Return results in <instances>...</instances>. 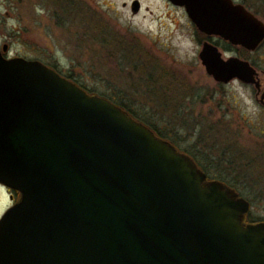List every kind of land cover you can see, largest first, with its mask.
<instances>
[{"label": "water", "instance_id": "1", "mask_svg": "<svg viewBox=\"0 0 264 264\" xmlns=\"http://www.w3.org/2000/svg\"><path fill=\"white\" fill-rule=\"evenodd\" d=\"M169 1L208 36L248 50L264 40V22L232 0ZM7 47L0 184L19 197L0 218V264H264V222L242 223L248 201L107 98ZM198 56L215 81L259 93L247 60L207 41Z\"/></svg>", "mask_w": 264, "mask_h": 264}, {"label": "rangeland", "instance_id": "2", "mask_svg": "<svg viewBox=\"0 0 264 264\" xmlns=\"http://www.w3.org/2000/svg\"><path fill=\"white\" fill-rule=\"evenodd\" d=\"M132 1L0 0V48L7 44L8 56L55 65L85 88L121 101L203 170L233 177L251 214L264 219V154L252 155L261 144L245 138L249 124L262 123L254 86L216 82L205 72L184 9L138 0L133 12ZM240 1L258 8V14L250 9L264 22V0ZM232 54L264 83V42L252 53L234 48ZM9 194L0 184V217L11 205Z\"/></svg>", "mask_w": 264, "mask_h": 264}, {"label": "flooded vegetation", "instance_id": "3", "mask_svg": "<svg viewBox=\"0 0 264 264\" xmlns=\"http://www.w3.org/2000/svg\"><path fill=\"white\" fill-rule=\"evenodd\" d=\"M233 2L234 3L242 4L247 10L251 11L254 14V12L250 9V7L247 6L244 2H242L240 0H233ZM179 7L182 8V9H184V7H181V6H179ZM184 11H185V9H184ZM190 22H191V24L193 26V29H194V32H195V36H196V40H197L198 44H200L201 46H202V44L205 41L211 42L215 46H217L218 50L221 51L222 55L223 54H226L227 52H230L232 54L234 48H238V50L239 49H243V51L246 52V53L247 52H251L252 53V52L256 51V50L249 51V50L244 49L241 46L232 45L229 41H226V40L222 39L221 37H219L217 35H209L208 36V35L200 32L198 30L197 26L195 25V23H193L191 20H190ZM238 55H240V54H238ZM232 56H235V55L232 54ZM236 57H238V56H236ZM257 77L259 78L260 83H261V86H262V89H263L264 88V83H262V80H261V78L259 76V73H258V76ZM251 86H253V85H251ZM253 97H254V100L257 101L258 104H259V106H260V114L262 116V120H261L262 123H261V125H250L249 124L247 126L248 127V130L246 131V136L247 137H245V138L248 139V140H253V141L256 140V143L261 144L260 147L252 146V149L256 148V151L252 155H260V154L263 155L264 154V104L260 102V100H259L260 95L257 93V90L256 89H255V93H254V96ZM194 161L196 162L197 166L206 174L207 181H212V180L219 181V182L223 183L229 189L235 191L238 194L239 197H242V198L246 199L249 202V204H250L249 210L244 214V217H243V224L244 225L254 224V223H259V222H264V219L255 218V216H253L251 214V202L249 201V199L245 195H243L237 189V187L235 186V183L234 184L232 183L233 177H230L229 174H228V177H229V180L230 181L229 180L221 179L220 177H218L216 175H212L209 172H207L206 170H203L200 167V165H198L199 163L197 162L196 159Z\"/></svg>", "mask_w": 264, "mask_h": 264}, {"label": "trees", "instance_id": "4", "mask_svg": "<svg viewBox=\"0 0 264 264\" xmlns=\"http://www.w3.org/2000/svg\"><path fill=\"white\" fill-rule=\"evenodd\" d=\"M245 4L247 5V6H249L250 8H252L253 9V6L251 5V4H248V3H246L245 2ZM255 9V10H254ZM254 12H256V10L258 9V8H255L254 7ZM257 14H258V12H256ZM50 67H52V68H54V69H56V70H58L56 67H55V65H52V64H50V63H47ZM60 72V71H59ZM65 77H67L68 79H71V80H73V81H75V82H77L75 79H73L72 78V76L71 75H66V74H63ZM78 83V82H77ZM79 84V83H78ZM81 87H83L88 93H90V94H96L95 92H93V91H91V90H89V89H87V88H85L83 85H81V84H79ZM101 96V95H100ZM103 96V95H102ZM104 97H106V98H108V99H110L111 101H113L115 104H117L118 106H120L122 109H124L130 116H132L133 118H135L136 120H139L137 117H135L134 116V114L131 112V110L124 104V103H122L121 101L119 102V101H116V100H114L112 97H110V96H104ZM139 121H141V120H139ZM141 122H143L144 124H146L147 126H149L154 132H155V134L157 135V136H159V137H161V138H163V139H169L165 134H163V133H161L160 131H158L157 129H155L153 126H150V125H148L147 123H145L144 121H141ZM172 143H174V141H171ZM175 144V143H174ZM13 194H14V197L15 198H17L18 197V193L17 192H15V191H13Z\"/></svg>", "mask_w": 264, "mask_h": 264}]
</instances>
